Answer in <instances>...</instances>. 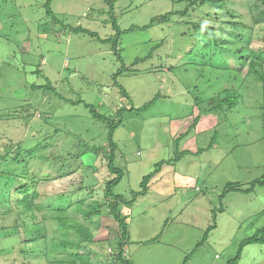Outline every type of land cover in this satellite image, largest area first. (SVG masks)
Returning a JSON list of instances; mask_svg holds the SVG:
<instances>
[{"label":"rangeland","instance_id":"1","mask_svg":"<svg viewBox=\"0 0 264 264\" xmlns=\"http://www.w3.org/2000/svg\"><path fill=\"white\" fill-rule=\"evenodd\" d=\"M45 1L0 0V155H5L7 149L20 150V144L27 149L40 146L46 154L49 150L82 154L78 160L81 169L67 178L55 179L48 163L37 168L40 174L53 176L40 184V203L46 208L50 204L71 207L70 214L95 201L105 204L106 182L113 178L108 161L104 153L83 151L107 148V126L94 119L84 104L73 105L60 96L83 100L107 116L132 105L134 111L123 113V124L114 134L115 165L124 172L114 194L132 200L141 190L143 177L155 170V164H171H165L151 180L147 195L139 197L130 208L122 207V213L128 216L131 238L126 256L133 264H183L195 251L188 264H226L236 256L243 240L264 227V188L247 194L232 190L220 201L226 185L240 183V188L247 190L264 176V86L248 77V63L239 72L235 62L229 64V69L224 58H208L226 46L195 34L191 23H200L224 37L228 32L242 31L245 25L253 27L247 51L264 61V21L253 25L255 1L224 0L233 4L237 19L225 15L218 21L214 14H225L224 10L207 5L191 10L187 17L176 16L169 24L155 23L147 31L122 35L119 49L128 67L136 58L147 55L154 44L165 40L151 60L119 76L118 83L127 90L130 101L114 85L122 63L111 45L54 26L46 14ZM174 2L116 0V18L123 31L133 25L146 26L153 17L184 8ZM52 10L64 24L82 26L102 39L116 33L110 22L104 23L110 15L103 0H53ZM203 41L209 45L208 57H203L201 51ZM191 49L198 54L188 55ZM38 68L40 75L33 73ZM48 82L56 93L31 88ZM229 88L241 89L244 95L234 111L214 115L202 112L207 98ZM158 94L160 98L150 109L137 111ZM198 97L203 98L199 106ZM27 115L34 117H24ZM197 115L201 116L199 125L176 145ZM215 134L213 147L207 149ZM184 151L190 154L180 158ZM0 168L8 169V162L3 161ZM6 192L0 185V193ZM101 210L102 216L86 223L96 237L95 243L81 248L82 253L93 251L98 255V262L112 258L119 235L107 207ZM216 210L217 228L198 247L214 223ZM6 211V203L0 201V264H49L41 255L23 258L21 250L33 244L24 242L29 238L27 230L14 228L16 214ZM77 215L79 220L84 219L82 213ZM158 235L157 242L143 244ZM239 264H264V245L247 247Z\"/></svg>","mask_w":264,"mask_h":264},{"label":"trees","instance_id":"2","mask_svg":"<svg viewBox=\"0 0 264 264\" xmlns=\"http://www.w3.org/2000/svg\"><path fill=\"white\" fill-rule=\"evenodd\" d=\"M254 1L256 3L254 11L257 12V14L252 15V17L254 22L253 25H256L264 21V0ZM103 2L108 8L107 14L110 15L109 20L105 21L104 23L109 24L110 22L112 24L113 30L116 32L113 37L108 39H102L97 33L85 29L82 26L72 27L70 25L64 24L53 13V0H46L44 8L48 18H52V23L54 26H59L60 29L62 28V30H67L68 32L77 35L81 33L87 34L91 37L97 38L100 42L108 43L111 45L112 51L118 56V60L122 63V67L114 76V85L119 88L120 94L127 101H130L131 97L127 90L118 83L119 76L125 73H131L135 71L134 68L139 64L151 60L154 57L156 51L164 46L165 40L161 41L160 43L157 42L156 44H154L147 55L136 58L128 67L125 65L121 56V50L119 49L120 39L122 35L133 33L137 30L147 31L152 28L155 23L169 24V22H171L174 17H187L190 14L191 10L197 11V9L207 5L212 7L215 6L220 10H224L225 14L217 12L214 14V19L218 21H222L220 20V18H224L225 15L231 19L238 18L237 13L234 11L235 9L232 8L233 4L229 1L175 0V5L181 4L184 8L176 10L173 9L165 14L153 17L149 25H133L129 29L123 31L121 30L116 18V0H103ZM207 16H209V14H207ZM230 23L234 25V27L239 26V23L237 22ZM191 24L195 34L203 35L204 39L207 38L206 40H210L213 38L215 42H220V44L226 46V48L221 47L220 51L215 52L214 55L208 57L206 51L209 45L205 43V41H203L201 50L204 52L203 57L206 56L211 60L216 58H224L228 62L227 67L229 66V69L231 68L229 64L231 62H235L237 65V71L239 72H243L246 64L248 63V77H254L264 86V61L255 55L252 56V54L247 51L252 39L251 36L253 27H248L245 25L242 31L238 30L235 32H228V35L224 37L223 35L219 36L217 34H214L213 30H209L205 26H202L200 23L192 22ZM183 36H186L185 33L183 34ZM196 54H198V52L195 51V49H191L188 55L192 56ZM217 54H221V57H218ZM33 73H37L40 75L42 74V71L40 68H38L36 72ZM31 88L33 90H52L55 93L57 91L56 88H54V86H52L49 82L44 85H32ZM60 98L68 103L70 102L73 105L84 104V106L89 110L91 116L94 119L105 123L107 126V148H94L92 150H84L83 153H87L90 151H92L93 154L95 153L97 155H101L102 153H104L108 161V169L113 176L112 179L106 182L105 187V198L108 202L105 204H101L95 201L93 202V204L87 207L84 205L85 209L81 207V210L77 209L71 214L68 212V208L70 209L71 207L66 208V206H59L58 208L52 206L51 204L48 205L47 208L44 207L40 203L43 198V194L40 193L39 187L42 182L52 179L53 176L52 173L40 174L37 168H43L42 166L48 163L49 167L52 169V172L56 174L55 179L67 178L81 169V167L78 166V160L81 159L82 154L73 156L71 151L66 153V155L57 154V150H49L48 154H46L44 152L45 150H39L40 146L27 149L26 147L23 148L21 144L19 146L20 150L18 151L14 150L15 148L7 149L5 155H0V164L5 160L8 162V169L5 170L0 168V185H2L5 190H7V192L4 194L0 193V201L4 205L6 203V213L8 212V214H16L14 228L17 230L19 228H22L28 231L27 235L29 238L24 242L26 244H33L32 248L25 246L20 253L25 259H27L30 254H36L38 256L41 255L44 259L47 260L49 264H133V262L126 256V254L128 253L127 246L129 245V243H131V238L128 229V216L122 213V207L130 208L137 202L139 197L147 195V193L149 192V184L151 180L159 172H161L165 164L170 165L171 162L160 161L159 163L155 164V170L143 177L142 182L140 183L141 190L133 195L132 200H127L123 195H115L113 190L118 184L121 183L124 177V172L122 169L116 167L115 165L117 144L114 142V134L115 131L123 124V113L125 111H134V106H132L129 102L131 105L129 109L123 107L120 108L113 116H107L101 114L94 105L87 104L83 100H67L61 96ZM159 98L160 95L158 94L152 101L145 104L143 107L138 108L137 111H147L156 103ZM243 98L244 95L242 94L241 89H225L223 90V92L218 93L216 96L207 98V104L203 107L202 112L209 115H214V113L223 111L226 113L232 112L239 106ZM202 99L203 98L201 97L196 98V101H198V103L196 104L198 106L199 103H203ZM261 104V117L264 119V93ZM31 115H27L24 117L33 118L34 116L29 117ZM200 119V115H197L194 118V123L189 128V130L185 134H182L176 140V145H178L193 129H195L199 125ZM213 139L214 141H212ZM216 139L217 134L213 136L207 149L213 147ZM189 154V151H184L181 152V155L179 157L183 158ZM256 188H264V176L252 182L251 187L247 190L241 189L240 183H230L226 185L224 192L220 197V201L222 203L223 199H225V197L232 190L234 192H242L247 194L254 192ZM80 203H83L82 200L77 203L78 206L80 205ZM102 207H107L110 217L117 223V230L119 232V235L115 238V250L113 252L112 258H108V260H101L102 262H98L96 260V258L98 257L97 254L96 257L93 251L82 253L81 248H83L84 245H87L89 247L90 245H93L95 243L96 237L93 231L86 225V223L92 222L95 217L102 216V212H104L101 210ZM44 210H46V213L41 214V212ZM79 212L84 215L83 220L78 219L77 214ZM220 212H224L223 207L221 208ZM216 228L217 210L214 211V223L208 227L203 240L199 242L197 246L199 247V245L206 243L209 235ZM160 234L162 235V232ZM161 235H158L156 238L151 239L150 241H145L143 242V244L157 242ZM108 241H110V236L108 237ZM252 245H264V227L258 230L253 236L243 240L239 245L236 256L230 259L226 264H239L245 249ZM41 246L44 248H42ZM193 254L187 256L183 264H188L189 260L192 259Z\"/></svg>","mask_w":264,"mask_h":264},{"label":"crops","instance_id":"3","mask_svg":"<svg viewBox=\"0 0 264 264\" xmlns=\"http://www.w3.org/2000/svg\"><path fill=\"white\" fill-rule=\"evenodd\" d=\"M139 243V242H138Z\"/></svg>","mask_w":264,"mask_h":264}]
</instances>
